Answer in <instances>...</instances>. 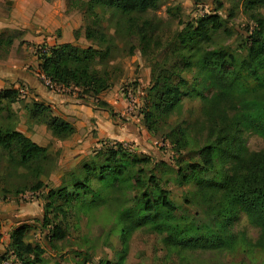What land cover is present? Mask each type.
<instances>
[{
	"label": "trees",
	"instance_id": "1",
	"mask_svg": "<svg viewBox=\"0 0 264 264\" xmlns=\"http://www.w3.org/2000/svg\"><path fill=\"white\" fill-rule=\"evenodd\" d=\"M236 3L250 22L241 37L243 53L225 46L210 47L213 34L222 27V18L216 13L221 7L217 1L210 12L196 17L192 23L187 22L157 50L165 57L169 54L171 61L152 62L150 85L141 109V120L147 130L155 132L158 127L168 126L167 118L180 107L181 96L191 94L187 90L189 81L182 72L195 69L193 79L201 102L204 138L201 143H195L193 150L186 148L189 138L185 127L180 125L169 126L164 137L174 152L188 149L197 157L196 161L178 166L173 178L176 184H193L188 201L201 206L200 220L176 214L177 205L160 186L159 176L139 174L140 168L132 172L131 166L137 160L130 158L123 146L108 147L100 163H84L82 177L70 181L71 190L66 185L48 189L45 209L53 211V216L58 213L64 218L70 208L80 211L94 207L98 201L112 204L120 203L123 197L122 202L129 199L128 204L117 208L114 217L120 223L115 224L121 226L122 252L130 229L143 224L164 233V243L171 247H233L244 239L241 234L230 232L228 221L241 212L259 230L251 246L262 253L264 261V147L250 151L239 137L243 130H253L264 138V0H235L233 5ZM158 5L159 0H66V11L81 9L90 18L84 36L96 41L97 46L79 47L70 42L37 46L34 53L38 73L56 84L57 90L71 88L78 97L83 94L96 97L110 85L104 62L116 47L112 36L100 28L101 20L109 22L113 34L119 38L120 34L133 38L129 53L134 49L144 53L149 48L155 49L156 24L146 15L153 13ZM229 14L232 15L231 10ZM10 43V38L0 39V49ZM203 87L211 88L208 96L202 94ZM18 96L15 87L0 90V160H4L1 166L7 170L29 168L38 174L46 159V149L16 129L11 105ZM94 105L112 113L102 99L95 98ZM22 107L33 123L44 125L57 139H65L74 131L70 122L52 114L50 107L42 102L31 100ZM94 177L98 184L92 188ZM41 186V181L36 179L28 188L36 190ZM127 189L133 191L131 196ZM109 192L111 197L105 201ZM79 193L89 194L90 201L71 204L72 194ZM47 223L49 219L44 214L42 224ZM25 229V225H20L9 234L12 259L17 264H38L43 248L23 240ZM65 234L61 222H54L47 228V243L50 245ZM122 258L119 256L115 264H121Z\"/></svg>",
	"mask_w": 264,
	"mask_h": 264
},
{
	"label": "rangeland",
	"instance_id": "2",
	"mask_svg": "<svg viewBox=\"0 0 264 264\" xmlns=\"http://www.w3.org/2000/svg\"><path fill=\"white\" fill-rule=\"evenodd\" d=\"M217 1L221 7L216 13L222 18V27L213 34L210 47L225 46L229 50L243 53L240 48L241 37L246 27L250 26V22L241 13L239 5L237 3L233 5L235 0H159L157 9L146 15L156 24L155 34L158 38L154 44L155 49L149 48L144 53L136 49L129 53L128 46L133 42V38L121 34L119 38L113 34L112 25L101 20L100 28L111 35L116 44L104 62L110 77V85L96 97L90 94L78 97L71 88L67 91L75 92L76 97L83 100L86 106L100 110L103 115L98 124L94 118H83L79 127H75L73 133L65 138L67 140L53 137L45 127L42 129L44 125L32 122L22 107L23 104L34 100L29 97L31 94L29 88L25 95L17 97V101L11 105L15 112V126L32 136L35 143L45 147L46 159L42 162V170L38 174L31 172L29 168L3 169L1 165L4 160H0V264L4 258L14 257L8 248L9 234L20 225L26 226L23 240L43 248L42 259L38 264H115L119 256H123L121 264H264L262 253L251 246L256 241L259 230L251 225L241 212H237L228 221L230 232L241 234L244 239V242L240 241L233 247L218 249L171 247L164 243V233L151 229L149 224H143L134 225L130 229L125 250L122 252L119 233L121 226L115 224L120 223L118 218L114 217L117 208L128 204L129 199L122 202L123 197L120 203L113 201L112 204L98 201L94 207L80 211L70 208L64 218L58 213L53 216V211L44 208L48 189L61 185H66L69 189L70 181L74 177L78 179L82 177L84 163L92 161L100 163L106 157L108 147L123 146L130 158L135 157L137 160L131 166L132 172L135 173L140 168L139 174L159 176L160 186L168 191L169 199L177 205L176 214L187 215L195 221L200 220L201 206L188 201V193L193 191V184H176L173 178L174 170L178 166L197 160L190 150H193L195 143H201L205 135L200 114L201 102L195 92L196 85L193 79V76H196L195 69L182 72L183 77L189 81L187 90L191 94L181 96L180 107L167 118L168 126L158 127L155 132L147 130L141 120V109L150 85L152 62L155 59L159 62L171 61L169 54L165 57L157 50L187 22L192 23L196 17L210 12L217 5ZM230 10L232 15L229 14ZM68 11H74L73 22H78L79 25L71 34V43L79 47H96V41L84 36V27L90 24V18L81 9ZM42 44H46V41L38 45ZM36 45L32 44L33 53ZM28 52L29 50L25 51L26 54ZM34 66L29 68L33 69ZM39 76L40 73L35 75L39 86L49 90L44 87ZM16 83L22 84L18 80ZM8 85L12 86L11 83ZM200 90L206 96L212 91L206 87ZM95 98L107 102L112 113L94 105ZM32 124L39 126L31 130L29 125ZM176 125L185 127L189 138L186 148H191L190 150L183 149L181 153H176L164 137L168 127ZM239 137L243 146L250 151L264 147V138L253 130H243ZM36 179L41 181L42 186L30 190L28 186ZM97 184L94 177L91 180V187L94 188ZM18 189L22 190L16 193L15 190ZM126 192L131 196L133 191L127 189ZM72 196L71 204H78L80 200L87 203L91 198L89 194L82 193ZM110 197L109 192L104 200L107 201ZM44 214L49 219L46 225L42 224ZM57 221L64 226L66 234L62 239L55 240L49 245L47 228Z\"/></svg>",
	"mask_w": 264,
	"mask_h": 264
},
{
	"label": "crops",
	"instance_id": "3",
	"mask_svg": "<svg viewBox=\"0 0 264 264\" xmlns=\"http://www.w3.org/2000/svg\"><path fill=\"white\" fill-rule=\"evenodd\" d=\"M65 9L66 0H0V39H11L7 48L0 49V90L16 87L18 80L31 90L29 97L48 105L52 114L67 120L74 128L79 127L81 120L87 117L94 118L98 124L103 115L100 110L86 106L75 92L67 91L69 88L56 91L43 89L35 78L38 60L31 49L32 44H37V47L43 41H46L45 45L71 43V34L79 26L78 22H73L74 11ZM32 65H35L34 68H29ZM38 126L29 125L31 130ZM18 130L24 133L23 129ZM25 135L34 142L32 136Z\"/></svg>",
	"mask_w": 264,
	"mask_h": 264
},
{
	"label": "built area",
	"instance_id": "4",
	"mask_svg": "<svg viewBox=\"0 0 264 264\" xmlns=\"http://www.w3.org/2000/svg\"><path fill=\"white\" fill-rule=\"evenodd\" d=\"M39 77H40L44 87H46L47 89L55 91L59 88L56 84L51 82L47 77L43 76L42 74H40ZM15 88L17 89V92L19 93L20 96L25 95L27 92L26 91L27 89L25 86L17 85ZM1 264H17V263L13 259H7L6 258V259L2 260Z\"/></svg>",
	"mask_w": 264,
	"mask_h": 264
}]
</instances>
